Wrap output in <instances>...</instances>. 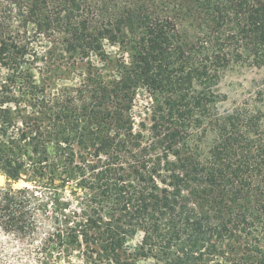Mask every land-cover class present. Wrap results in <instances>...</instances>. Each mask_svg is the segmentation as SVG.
I'll use <instances>...</instances> for the list:
<instances>
[{"label":"trees","instance_id":"obj_1","mask_svg":"<svg viewBox=\"0 0 264 264\" xmlns=\"http://www.w3.org/2000/svg\"><path fill=\"white\" fill-rule=\"evenodd\" d=\"M207 1L183 0L181 11ZM230 1L243 33L264 45V0ZM3 5L18 11L13 22L57 40L36 80L24 70L32 46L0 16V68L11 72L0 85L1 233L39 241L36 264L54 255L73 264V254L83 264H264V114L216 116L225 56L176 43V19L146 5L112 15L106 0ZM105 40L128 56L109 55ZM253 57L264 66V53ZM79 58L89 61L80 84L55 93ZM142 87L159 107L148 140L134 132ZM207 126L216 135L203 154L192 138ZM23 174L32 186L15 188ZM68 184L74 209L57 190Z\"/></svg>","mask_w":264,"mask_h":264},{"label":"rangeland","instance_id":"obj_2","mask_svg":"<svg viewBox=\"0 0 264 264\" xmlns=\"http://www.w3.org/2000/svg\"><path fill=\"white\" fill-rule=\"evenodd\" d=\"M183 0H106L108 7L107 15L120 13L123 10L133 8V6L146 5L151 12L154 11L159 15L165 16L168 13L176 19L177 39L176 43L187 41L188 45H195L197 50L204 54L215 53L221 57L225 56V61H220L218 83L214 91L218 96H226L216 104V116L225 119L237 109H242L246 114H264V66L259 67L255 61L254 53H264V45L256 43L250 34L243 33L245 17L238 11L235 4L230 0H208L205 6L197 5L196 8L185 4L184 10L181 8ZM166 8L163 7V4ZM215 5V10H213ZM164 8V9H163ZM222 10V15L218 10ZM168 12V13H167ZM226 12H229L228 14ZM18 11L14 7L3 5L0 7V16L5 18V22L12 24L15 29L17 38L23 37L32 46L33 55L27 57V63L24 64L25 73L32 74L36 80L47 77L44 74L45 66L41 59L47 56V53L54 47V40L57 37L39 34L35 25L30 23L28 27L23 28L22 23L13 22L17 17ZM108 17V16H105ZM240 25V27H239ZM27 35V36H26ZM27 38V39H26ZM105 51L112 57L128 56L118 46H112L108 41H104ZM94 64L100 65L96 57H92ZM70 62V60H69ZM77 62V63H76ZM88 59H76L74 64L71 62L66 66L75 67L71 78L62 77L57 81L55 93L58 89L77 87L82 80V73L88 65ZM11 72L5 68H0V85L4 82ZM53 91V93H54ZM26 110H29L28 105ZM158 103L155 102L151 93L145 88H139L134 100L132 114L134 116V132H140L146 137L151 138L153 118L158 112ZM18 121V119L16 120ZM19 122V121H18ZM215 131L210 126L207 130L200 129L195 132L192 139L197 140L199 150L203 154L208 150L215 139ZM193 142V141H192ZM190 145L194 144L189 141ZM50 151H52L50 149ZM238 160V159H237ZM8 185L7 178L0 174V192ZM32 186L27 181L26 175H22L21 179L14 183L15 188ZM60 201L67 207L72 209L77 205L78 200L73 197L72 192L75 190L74 184H68L64 189H57ZM142 234H138L134 239L130 240L128 246L134 248L140 243ZM40 246V242L33 245L21 244L14 240L13 237L7 236L0 232V264H36L34 261L35 250ZM73 264H83L82 260L73 254L71 260ZM52 264H68L66 260L56 255L52 258Z\"/></svg>","mask_w":264,"mask_h":264}]
</instances>
